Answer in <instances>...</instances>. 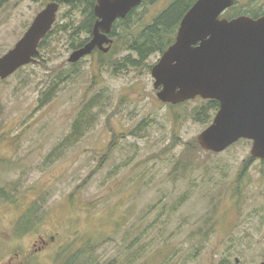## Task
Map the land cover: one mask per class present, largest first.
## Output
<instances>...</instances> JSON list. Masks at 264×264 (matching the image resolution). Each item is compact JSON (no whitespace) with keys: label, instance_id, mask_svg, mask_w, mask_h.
<instances>
[{"label":"rangeland","instance_id":"1","mask_svg":"<svg viewBox=\"0 0 264 264\" xmlns=\"http://www.w3.org/2000/svg\"><path fill=\"white\" fill-rule=\"evenodd\" d=\"M172 1L137 7L132 32ZM49 2L0 0V56ZM234 6L262 12L264 0ZM84 18L59 5L35 62L0 80V264L261 263L264 165L251 142L219 154L193 148L215 114L197 117L200 98L173 109L157 99L150 70L159 54L127 71L126 51L101 69L96 55L70 64L76 43L62 28ZM90 102L92 127L68 141ZM39 238L47 245L37 250Z\"/></svg>","mask_w":264,"mask_h":264},{"label":"water","instance_id":"2","mask_svg":"<svg viewBox=\"0 0 264 264\" xmlns=\"http://www.w3.org/2000/svg\"><path fill=\"white\" fill-rule=\"evenodd\" d=\"M142 0H97L90 39L68 58L75 64L94 50L108 53L115 21ZM235 0H196L179 22L174 42L151 68L163 104L200 98L219 108L196 138L201 150L219 154L239 140L251 142L250 155L264 161V15L222 17ZM59 4L49 2L22 37L0 56V80L35 62L39 44L56 22ZM260 264H264V259Z\"/></svg>","mask_w":264,"mask_h":264},{"label":"trees","instance_id":"3","mask_svg":"<svg viewBox=\"0 0 264 264\" xmlns=\"http://www.w3.org/2000/svg\"><path fill=\"white\" fill-rule=\"evenodd\" d=\"M97 0H55L59 5H64L69 8L80 9L84 20L80 24L71 23L69 26L65 25L62 28V31H68L70 37L73 41V49H77L84 45L91 37L93 24L95 22V17L93 14V8ZM159 0H142L141 5H154ZM196 0H173L170 2L164 10L159 12L154 16L149 23L144 25H139L135 32H132V27L128 24L130 16H132L136 9L132 10L124 19L117 20L114 22L110 36L115 38V44L113 48H110L108 53H102L95 50L91 55L97 56V65L98 69H101L105 66V60L110 57L115 51H126L128 55L123 59V62L120 64L123 71L129 69H140L141 66L148 60L150 56L165 52V50L174 42V38L179 26V22L188 9L194 4ZM139 7V6H138ZM264 10V9H263ZM232 16H237L240 13H245L250 15L252 18H257L260 15H264V11L258 12V10L253 9L252 7L248 8L247 11H236V7L233 6L230 8ZM118 30H121L122 33H119ZM52 30L47 34L44 39L39 44V48L42 47L45 39L52 34ZM88 36L86 39H82V36ZM117 48V50H116ZM76 65V64H75ZM52 92L49 94L51 96ZM48 97V96H47ZM186 103V102H185ZM181 105V104H180ZM94 104L90 102L85 106L84 110L81 111L74 123L73 126V135L68 138V141H76L80 134L86 132L92 127L91 118L86 120L84 116L85 110L92 109ZM171 109L174 106L168 105ZM219 108V104L216 101L206 100L202 101L200 111L196 112L197 117L206 118L209 113L215 114ZM174 121H178L179 116L177 113L172 115ZM80 130V133L78 132ZM193 148H200L195 142L193 143ZM264 165V161H262ZM243 166L241 174L245 169ZM3 190H0V196L3 195ZM181 201V200H180ZM90 250H86L84 253H89ZM71 258V259H70ZM68 259H62L60 264H83L85 261H78L75 257H70ZM81 262V263H78ZM90 264V263H84Z\"/></svg>","mask_w":264,"mask_h":264},{"label":"flooded vegetation","instance_id":"4","mask_svg":"<svg viewBox=\"0 0 264 264\" xmlns=\"http://www.w3.org/2000/svg\"><path fill=\"white\" fill-rule=\"evenodd\" d=\"M262 16V15H260ZM259 17V16H258ZM47 245V242L41 238H39L36 242L33 243V247L38 246L37 250L43 249V247ZM16 255V254H15ZM264 259V258H263ZM237 260H236V264H237ZM260 264V263H259Z\"/></svg>","mask_w":264,"mask_h":264}]
</instances>
